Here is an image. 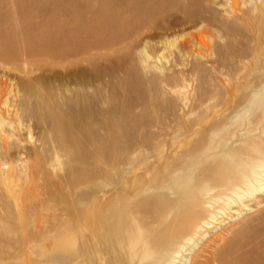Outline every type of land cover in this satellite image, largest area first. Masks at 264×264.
Instances as JSON below:
<instances>
[{
    "label": "bare ground",
    "instance_id": "1",
    "mask_svg": "<svg viewBox=\"0 0 264 264\" xmlns=\"http://www.w3.org/2000/svg\"><path fill=\"white\" fill-rule=\"evenodd\" d=\"M89 1L0 0V264L77 230L82 264H264V217L223 237L264 206V33L254 54L223 63L227 73L200 77L191 99L172 90L175 111L155 118L143 116V90L122 106L112 83L82 78L63 94L12 78L22 65L90 56L119 39L104 36L112 28L134 29L168 5L193 17L198 9L197 0ZM140 62V85L159 98L179 80L156 78L148 55ZM32 125L40 134L28 145ZM68 251L31 264L70 263Z\"/></svg>",
    "mask_w": 264,
    "mask_h": 264
},
{
    "label": "rangeland",
    "instance_id": "2",
    "mask_svg": "<svg viewBox=\"0 0 264 264\" xmlns=\"http://www.w3.org/2000/svg\"><path fill=\"white\" fill-rule=\"evenodd\" d=\"M180 1L187 4L186 0ZM89 2L93 4L94 0ZM119 2L122 3L123 0H119ZM196 6L195 9H198L197 12L193 13L195 14L193 17L190 13L168 5L150 17L147 22L145 17L134 29L128 24L120 25L116 29L112 28L104 36H119V39L109 46L92 51L90 56L54 59L39 61L33 65H22L19 71L13 73L14 76L12 78L38 80L43 86L58 90L63 94H68L66 89L80 82L82 78L89 82H100L103 85L112 83L115 87V98L120 105H127V103H131V101L136 99L139 101L142 98H147L148 112L147 110L145 111L143 115L145 118H155L160 116L161 113H164L165 116L171 115L176 109V104L172 101L176 96L173 92L174 90L185 87L188 99H191L200 77L218 74V67L223 73H227L225 68H221L223 63L239 59L242 50H248L250 54H254L260 35L264 33V23L262 21V18H264V0H197ZM253 7L257 9L253 11ZM232 12L238 17L234 32L228 27L233 17ZM28 20L31 19L27 18ZM196 20H199V22ZM216 44L222 47L220 53L210 48ZM141 54L144 56L148 55L153 62L156 78L161 80L166 76L179 77L178 81L172 79L171 84L165 85L166 91L164 90L165 96L163 98L164 101L168 100L165 106L161 104L163 98H159L156 95L150 83L146 82L140 85L141 83L138 80L140 75L138 76L137 74L141 68ZM74 73L77 75L81 73L82 76L72 77L73 79H71V74ZM141 90L145 94V96L141 95L142 98L140 97ZM89 93H91V90H89ZM164 108L167 109L165 110ZM66 118L69 119V116L67 115ZM134 128L136 127H129L128 131L134 132L140 129V127ZM36 129L38 132H36ZM29 131L30 135L28 133L23 134V139L26 142L28 141V145H31L38 139L40 128L32 125ZM144 149H146V145H144ZM26 155L30 156L28 153L24 154V156ZM253 210L245 213L244 216H248H242L243 218H240V221L236 220L228 224L227 226H230L231 229H227L225 233H229L223 237L226 239V237L232 236L231 232L233 234L238 232L237 229H239L240 223L248 226L252 225L253 227L257 226L259 218L264 217V206L260 208L254 207ZM256 215L257 217L259 216L258 219ZM252 217L256 218L253 219ZM225 221L228 220L226 219ZM232 226L237 229L235 230ZM242 233H244L242 236L246 233L249 234V232L243 230ZM68 236V242L62 245L56 241L39 239L32 246L34 250L31 248L26 253L22 251L13 252L10 257L12 261L10 262L14 264L23 261L20 264L36 263L38 259L41 260L43 258L45 260L48 255L69 250L68 255L72 252L78 260L73 257L74 260L67 264H82L80 261L81 257L77 251L78 247L76 248L79 243V230L74 235L69 234ZM220 242L216 243V247L213 246L214 249L224 246L226 243L225 240H220ZM45 243L50 244V247L47 244L43 246ZM39 244L46 250H41L43 248L41 245L36 246ZM47 247L53 248L51 253L50 251L49 253L47 252ZM36 249L41 252L36 251ZM32 252H34V255H32ZM38 253H42L41 256L47 255V257L39 258L40 255ZM30 255L31 261H28ZM35 255L38 256V259ZM17 256L22 259H17ZM44 257L46 258L44 259Z\"/></svg>",
    "mask_w": 264,
    "mask_h": 264
}]
</instances>
